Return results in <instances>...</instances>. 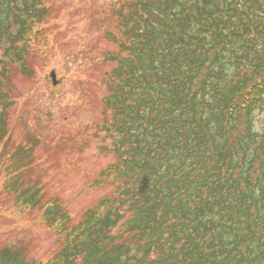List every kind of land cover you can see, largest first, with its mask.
<instances>
[{"label": "trees", "instance_id": "trees-1", "mask_svg": "<svg viewBox=\"0 0 264 264\" xmlns=\"http://www.w3.org/2000/svg\"><path fill=\"white\" fill-rule=\"evenodd\" d=\"M127 4L116 43L128 49L105 59L106 123L124 152L103 178L116 186L75 217L34 176L30 112H13L48 4L0 0L2 187L62 238L47 259L0 245V264H264V133L238 104L264 78V0Z\"/></svg>", "mask_w": 264, "mask_h": 264}, {"label": "rangeland", "instance_id": "rangeland-1", "mask_svg": "<svg viewBox=\"0 0 264 264\" xmlns=\"http://www.w3.org/2000/svg\"><path fill=\"white\" fill-rule=\"evenodd\" d=\"M112 1L119 4L121 1L129 0H63L61 7L56 9V11L59 10V13L51 42V45H54L51 48L52 66H49L50 63L47 58L45 70L43 69L44 66L36 64L38 66L37 72H39L38 77H34V80L29 82L26 80L19 81V89L28 94L19 103L20 107L28 105L26 108L36 111H51L53 113L51 115L53 125L63 124V112L71 122L86 124L95 116L101 119V100L105 96V90L100 92L95 87L93 89L87 86L81 87L80 81L81 78H86L91 74L98 79L103 78L105 72L111 69L110 65H94L93 58L104 51H113L116 48L115 44H112L105 34L107 31H114L118 36L120 34L115 30L114 22L108 23V16L105 15L107 13L104 14L106 17H102L101 14L102 8L109 13L111 12L113 6L110 4ZM52 69H57L59 77L64 79L62 89L56 91L60 94L59 97H52L51 93L54 90L44 78ZM84 92L93 95L92 100H89L86 106H80L82 103L80 97L84 96ZM72 127L68 126L72 133H75L76 129ZM50 128L52 127L48 125L45 152H50L53 155L56 149L53 141L57 140L61 134V127L60 130ZM96 132L97 129H93L86 135L89 137L90 146L83 154L70 150L64 151L63 154H60L58 163L51 161L48 164H41L36 173L40 177H44L47 187L52 192L59 193L65 198L78 197L73 204V209L76 212L94 204V199L103 194L100 191L88 190V187L99 176L102 169L115 161L113 155H98V148L105 145L109 147L111 140L102 141L103 134H100L98 139H94ZM3 198L4 196H0V230L5 233L7 230L2 229L3 224L7 222L6 220H12L4 217L6 215L4 210H7L12 203ZM20 219H22L21 216ZM16 226L20 227L21 224L17 223L13 228ZM35 234L29 241L36 246L35 254L43 256L52 247V238L40 231H35ZM14 236L8 234L0 237H4L3 240H10Z\"/></svg>", "mask_w": 264, "mask_h": 264}]
</instances>
